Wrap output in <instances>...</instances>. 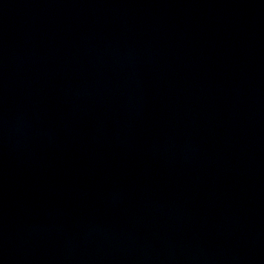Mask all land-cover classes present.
<instances>
[{
	"label": "water",
	"instance_id": "obj_1",
	"mask_svg": "<svg viewBox=\"0 0 264 264\" xmlns=\"http://www.w3.org/2000/svg\"><path fill=\"white\" fill-rule=\"evenodd\" d=\"M0 264H264V0H0Z\"/></svg>",
	"mask_w": 264,
	"mask_h": 264
}]
</instances>
